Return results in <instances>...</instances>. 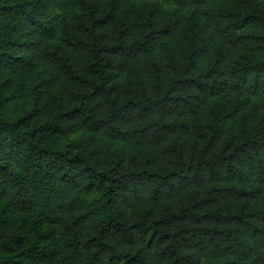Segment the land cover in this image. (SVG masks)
<instances>
[{
  "label": "trees",
  "instance_id": "trees-1",
  "mask_svg": "<svg viewBox=\"0 0 264 264\" xmlns=\"http://www.w3.org/2000/svg\"><path fill=\"white\" fill-rule=\"evenodd\" d=\"M0 264H264V0H0Z\"/></svg>",
  "mask_w": 264,
  "mask_h": 264
}]
</instances>
